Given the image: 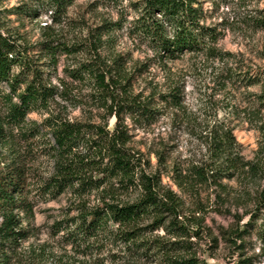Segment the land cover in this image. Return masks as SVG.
<instances>
[{
  "label": "trees",
  "instance_id": "1",
  "mask_svg": "<svg viewBox=\"0 0 264 264\" xmlns=\"http://www.w3.org/2000/svg\"><path fill=\"white\" fill-rule=\"evenodd\" d=\"M26 1L33 7L32 16L51 12L57 25L76 0ZM137 10L133 36L162 58L178 60L187 53L216 50L221 33L207 23L198 0H140ZM249 17L264 30V7ZM44 29V38L31 44L5 30L0 19V264H13L14 251L30 237L40 203L64 194L71 193L74 202L83 206L79 218L72 219L74 223L68 220L66 227L75 225L88 234L115 222L127 228L119 234L125 247L139 251L145 243L146 219L153 216L161 225L173 218L169 225L185 236L182 226H173L186 205L185 196L199 203L203 193L211 190L222 197L228 192L224 179L259 174L260 163L245 158L227 117H192L177 85L148 95L136 91V65L129 66L122 55L106 56L100 50L104 35L111 36L116 23H104L90 43L80 45L69 43L53 26L46 24ZM83 47L86 56L64 65L70 81L58 76L56 83L61 58L77 55ZM80 84L88 91L70 99L74 86ZM58 98L72 106H86L83 117H70L68 106L60 108ZM37 111L48 115L41 122L30 119ZM166 111L174 123L190 125L189 133L206 152L185 164H169L163 151L154 150L158 167L151 171L145 153L131 145L128 120L153 125ZM260 117L254 123L262 132L264 152L263 113ZM43 158L51 162L49 168L37 164ZM165 173L178 190L164 184ZM133 194L137 196L131 199ZM92 195L96 202L88 207ZM258 235L264 245V226ZM166 254L169 264H198L194 258Z\"/></svg>",
  "mask_w": 264,
  "mask_h": 264
},
{
  "label": "rangeland",
  "instance_id": "2",
  "mask_svg": "<svg viewBox=\"0 0 264 264\" xmlns=\"http://www.w3.org/2000/svg\"><path fill=\"white\" fill-rule=\"evenodd\" d=\"M139 1L76 0L63 22L55 25L51 12L32 16L29 10L33 7L26 0H0V19L5 30L31 44L44 38L46 24L69 43L80 45L90 43L104 23H116L111 36L104 35L100 50L106 56L122 55L129 66L136 65V91L143 90L148 95L153 90L167 91L177 85L192 117H227L235 127L243 155L247 160L258 161L260 172L252 178L241 175L224 179L228 192L222 197L211 190L203 193L199 203L185 196L186 205L173 225L182 226L185 236L178 235L179 230L169 225L173 218L161 225L154 222L153 216L146 219L142 238L145 243L137 248L139 251L125 247L119 234L127 228H119L115 222L88 234L79 232L75 225L66 227L68 220L74 223L72 219L79 218L83 208L74 202L71 193L41 202L31 221L30 237L14 251L13 264H169L167 249L172 251L166 255L194 258L198 264H264V245L258 235L264 226L263 136L254 123L261 113L264 115V30L256 28L249 17L264 7V0H198L207 23L218 27L220 38L215 51L187 53L178 60L162 58L133 36L131 28L139 14ZM83 50L86 49L61 58L55 72L56 83L58 76L67 78L63 71L66 63L72 65L86 56ZM74 87L70 99L88 91L81 84ZM69 102L58 98L60 108L68 106L66 113L70 117L82 118L87 107ZM47 115L46 111H37L29 117L41 122ZM128 122L133 136L131 145L145 153L151 171L158 167L154 150L163 151L169 164H185L206 152L205 146L189 133L190 125L174 123L169 111L153 125H135L130 119ZM114 125L112 117L110 128ZM50 163L47 158L37 162L46 168ZM163 182L178 190L166 173ZM136 196L133 194L131 199ZM87 202L88 207L94 205L96 197L92 195Z\"/></svg>",
  "mask_w": 264,
  "mask_h": 264
}]
</instances>
